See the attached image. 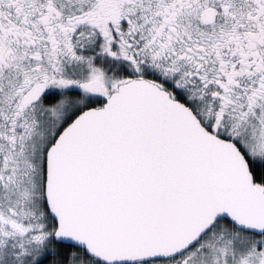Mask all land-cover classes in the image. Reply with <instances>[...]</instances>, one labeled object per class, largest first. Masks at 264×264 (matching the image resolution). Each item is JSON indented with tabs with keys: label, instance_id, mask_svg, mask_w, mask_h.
Instances as JSON below:
<instances>
[{
	"label": "snow or ice",
	"instance_id": "snow-or-ice-1",
	"mask_svg": "<svg viewBox=\"0 0 264 264\" xmlns=\"http://www.w3.org/2000/svg\"><path fill=\"white\" fill-rule=\"evenodd\" d=\"M0 264H264V0H0Z\"/></svg>",
	"mask_w": 264,
	"mask_h": 264
}]
</instances>
